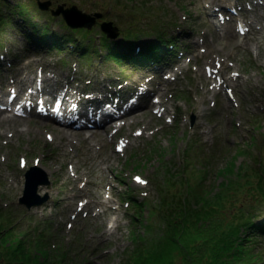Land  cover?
Masks as SVG:
<instances>
[{
    "label": "rangeland",
    "instance_id": "374dc122",
    "mask_svg": "<svg viewBox=\"0 0 264 264\" xmlns=\"http://www.w3.org/2000/svg\"><path fill=\"white\" fill-rule=\"evenodd\" d=\"M4 1L6 3H3L4 7L0 9V14H10L11 18L9 27L0 36V80L4 87L8 86L5 83H9L19 73L30 74L37 78L38 71L45 66L52 67L50 68L53 70L52 76L59 77L65 82L68 80L75 82L72 76H78L75 85L79 84L78 87L85 91L90 89L105 91L99 97L110 98V92H114V89L119 90L123 95L131 93L134 91L132 82L148 73L126 71L111 63L106 64L100 59L101 56L106 55V51L100 47L99 39L102 33L100 24L103 22H112L114 26L120 28L127 27L133 31L144 32L142 38L133 42L135 47L157 41L162 32L164 40L172 39L178 46L181 53L180 59L183 54V61L180 63L182 71L177 76L178 79L170 83L164 97L168 110L167 116L175 115L173 123L166 122L167 116L160 119L153 115L149 106L142 107L137 119L129 118L130 122L137 124L131 128L124 127L120 136L127 138L128 133L136 135L140 130L143 131V135L140 138L133 137L136 141H132L131 147L122 155L114 152L116 142H111V138L107 135L104 156L106 158L110 156L113 161L110 167L107 164H102L100 167L107 171L108 178L113 181V195L110 205L95 206L92 209V216L86 217L83 214L75 218L73 216L75 214H72L75 209H80L81 205L75 203V200L68 199L76 190L82 188L83 184L69 176V172H73L71 168L73 164L69 157L62 156L63 152L58 147L59 140L50 142L46 139V134L52 135L57 132L44 131V128L40 126L34 127L35 114L27 116L34 119L30 123L34 128L31 133L14 137L11 143H4L6 140L1 135L4 128H0L2 148L0 161L2 162L3 158L6 159L5 164H0V217L12 222L21 220L24 229L31 228L32 231L33 226L39 222H50L58 238L70 242L68 244L73 246L71 256L76 255L75 259L88 260L96 264H126L131 253L138 247V243L133 241L132 234L147 238L144 228L145 225L149 226L147 217L153 214L152 210L160 208L163 203V193H166L168 197V191L172 186L176 187V182L180 181V178L187 175L194 185L201 180L206 185H218L225 179L231 181V177L221 176V172H260L264 182V57L259 55L260 50L264 53V44L250 41L249 45L238 47L234 51L235 56L228 58V55L233 53V49L225 48L222 41L218 39L219 32L215 34L217 28L213 22L217 19L214 17L212 23L207 21L210 9L205 6L206 1L205 3L201 0ZM38 1H50L51 6L48 11L56 10L60 5H66V7L76 6L87 14L101 13L102 18L90 30L92 31L88 35L90 40L82 38L84 43L89 42L95 45V51L100 50V58L93 55L91 62L84 67L80 58L58 53L48 54L45 52L48 49L38 45L36 41L28 40L29 34L34 35L31 24H35L38 28L48 27L45 25L49 24L52 33L58 37L73 36L77 40V36H81V34L70 32L63 25L60 17L55 19L57 22L47 21L48 14L38 13L33 9L35 5L38 7ZM226 1L240 8L244 0ZM19 3L29 7L26 17L16 12L21 11L19 8L22 6H17ZM224 5L226 11L231 7L228 3ZM253 16L252 13L250 17ZM230 23L233 27L236 26V21L233 20ZM0 25L4 28L7 26L4 23ZM253 34L256 35L255 31ZM253 34L249 38L253 37ZM203 42L212 47L217 44L215 48L219 52L213 51L203 56L200 53L201 48H205ZM255 44H258V49ZM217 53L222 60H227V68L224 70L227 76L233 74L234 64L236 68L233 70L241 75L233 86L236 99L232 101L234 106L231 111L225 108L223 95H217L214 98L208 91L210 80L204 73V67L205 64L211 63L214 68ZM30 62H37L40 65L34 64L29 67ZM177 68L178 66H175L174 69ZM174 69L170 76H174ZM200 69L202 72H199ZM156 70L159 71L158 68ZM153 75L155 74H151ZM160 76H164V69ZM228 86L231 87V85ZM76 95L81 98L80 102L90 97L89 94L84 96L79 94V91ZM212 98L216 99L217 108L213 107ZM144 103L145 100H143ZM201 110L204 111L202 115L199 114ZM146 124H150L149 129H145ZM24 125L16 128L20 130ZM200 126L204 127L203 130ZM196 145L206 149L205 151L210 152L211 156H199L194 150ZM53 150L56 151L55 154ZM77 153L78 161L82 166L81 172H87L88 164L84 165L87 161L85 150L80 147ZM186 155L187 163L195 158L201 170L186 172L189 169V164L186 163V170L183 172ZM49 156L58 158V160H51L53 171L45 167L49 164ZM25 157L27 165L23 164L20 167V160ZM41 158L45 160L39 165L37 161ZM226 165V169L220 170ZM32 167H36L37 172H42L38 173L34 181L43 180V174H45L50 184L39 186L35 194L37 199L47 198V202L39 208L27 210L19 204V200L23 197L26 172ZM97 172L90 173L87 177L96 178ZM140 176L143 178L142 184L138 185L135 180L140 179ZM13 177H16L18 181L19 186L16 189H10L8 186L12 183ZM165 182H169V185L161 187ZM98 184L89 188L90 191L97 193ZM52 187L53 190H51ZM66 192L71 194L67 195ZM107 195L105 193L104 200ZM88 201L90 198L84 196L79 203ZM132 201L141 203L139 205L143 207L142 213ZM106 209H111L110 213L93 217ZM77 240L79 242L76 244ZM257 249L264 254L263 243H260Z\"/></svg>",
    "mask_w": 264,
    "mask_h": 264
},
{
    "label": "trees",
    "instance_id": "16d2710c",
    "mask_svg": "<svg viewBox=\"0 0 264 264\" xmlns=\"http://www.w3.org/2000/svg\"><path fill=\"white\" fill-rule=\"evenodd\" d=\"M19 9L25 16L29 11L24 5ZM48 31H35L38 45L47 48L51 45V50L65 52L69 50V42L77 43L69 37L49 38ZM139 36L126 33L120 43L101 35V46L107 51L105 59L131 66L162 62L165 53L158 45L134 53L132 42ZM94 51L95 46L89 45L79 48L78 55L89 60ZM221 174L224 177L234 175V180L225 179L218 185H206L201 180L194 185L186 179L181 181L182 188L172 186L168 197L163 193V203L151 211L154 218L144 227L147 238L134 234L138 247L127 264H262L264 254L257 249L260 243L264 244V182L261 174ZM0 218V264H92L88 260L75 259L76 255L72 257L70 247L52 239L47 224L39 223L40 229L33 232L31 228L24 229L22 221L12 223Z\"/></svg>",
    "mask_w": 264,
    "mask_h": 264
},
{
    "label": "bare ground",
    "instance_id": "6f19581e",
    "mask_svg": "<svg viewBox=\"0 0 264 264\" xmlns=\"http://www.w3.org/2000/svg\"><path fill=\"white\" fill-rule=\"evenodd\" d=\"M206 1L205 6L210 9L207 15V21H212V16L217 14V10L223 7V5H218V3L221 0H201ZM262 4L257 3L256 5V13L252 18H248L247 20H241V24L246 22V26L249 28L250 31H256L257 35L253 34L252 38H247L245 36L244 40H240L241 36L239 33L236 32L235 27H233L230 23L226 28H221L222 32L220 33L218 27L215 29V34L218 33V39L222 41L225 48L229 47L233 49V53L228 55L229 58L235 56L234 51L237 50L238 47L242 45L249 44L250 41H254L258 44L263 43L264 44V28H259L257 25L254 26L255 22H259L264 19V15L259 14L258 11L263 10L264 11V0H257ZM255 1V2H257ZM250 1H242V5L244 7H247ZM244 12V11H243ZM216 23V20H214ZM214 23V22H213ZM239 25L240 29L244 28V25ZM222 34V35H220ZM246 39V40H245ZM240 41H244L241 43ZM204 43V42H203ZM198 44V43H197ZM258 44L257 48H258ZM199 45V44H198ZM217 44L215 45V47ZM204 47L206 51H201L202 55L205 56L206 54H210L213 51L219 52V50L215 47H212L210 44L204 43ZM218 54V56H217ZM215 54L216 57L221 58L220 54ZM259 55L261 57H264V53L260 50ZM217 60H215L216 62ZM40 65V63L37 62H30L29 67L32 65ZM211 66V64H208ZM216 68V66H214ZM25 68V67H23ZM221 68H227L224 66V64L221 65ZM180 70H177L179 72ZM199 72H202L200 69ZM71 77V76H70ZM73 80H78V76H72ZM172 77H160L159 75L153 76L151 79H149L147 74H144L142 78L136 79V81L132 82L131 86H134V91H136L139 87H145L146 89H150V87H153L151 90L153 93H157V96L159 97L160 102L157 103L156 100L152 102L153 100L149 99L151 96V93L143 92L139 98L136 100L144 99L145 103L148 102V100L151 102L150 106L153 108V110H156L159 108L161 110V107H163L166 104V101L164 100L165 93L171 83ZM69 81V80H68ZM216 81V80H215ZM214 80L212 83L215 82ZM238 80H234V78L226 79V82L231 84L235 83ZM5 85H8V90L5 91L3 89L4 85L2 84V80H0V128H4L2 131V138L6 140L4 142L5 144L11 143L14 139V137H19L23 134H30L32 129L31 127V121L34 119H30L26 117V114L28 111H33L32 109L37 107L38 104L42 105L44 107V110H46L45 113H38L36 114V122L34 124V127H43L44 131H54L57 133L52 134V139L55 141V139L59 140V148L63 152L62 156H67L70 158L72 164H73V174H69L66 170H63V172H67L69 176L71 177L73 175V179L76 182L83 183L82 188L79 190H76L73 195L69 197L68 200L72 201L75 200V203H78L79 200L82 197H89L90 203L84 208L81 209L78 212V215L85 214L86 217L92 216V209L97 205H102L103 207H107L108 204H110L109 197H107V200H104L105 193L112 195L113 194V181L110 180L109 175H107V171L103 170L100 166L102 164H107L110 167V163L113 161L110 159V156L106 158L104 156L105 150H106V133L114 128V126L119 122H122V120L127 119L126 123L121 125L120 128L122 129L126 125L128 127H132L136 125V122L130 123L129 118L131 119H137L141 107L137 108L139 105L137 103H128L130 100L129 95H124L121 97V99L118 101V104H114L113 107L109 108V110L101 113L99 116H95L94 114H91L90 118L85 117V120L78 119L76 117V114L74 113L75 109V101L73 98H68V95L71 94V90L73 86L75 85L74 82H69L66 86L64 83H61V80L54 81L53 79L49 78L48 76H45V78L35 79L27 74H21L19 73L15 78L9 83H5ZM12 86V87H10ZM28 86H34V91L31 93V100H29L27 97L23 98L19 102H15L19 95L21 96L22 92L25 90ZM67 87V91H63L59 97L55 98L56 92H59L62 90V88ZM11 88V91L9 89ZM131 87V88H132ZM214 93H217L218 86H215V88L211 89ZM133 91H131L132 93ZM45 93L49 95V98L44 97ZM64 95V96H63ZM216 95V94H215ZM73 97V96H72ZM226 98V96H225ZM39 99H41L39 101ZM54 108H52V113L49 112V108L52 107L53 103ZM70 107H69V105ZM99 104H104L103 101H99ZM232 101L225 99V108L227 110L233 109ZM166 112V110H165ZM204 113L203 110L200 111V115ZM43 122L41 123V121ZM227 122V121H226ZM225 122V123H226ZM25 124L22 126V129H17L16 127L19 125ZM118 125H116L117 127ZM203 130V126H200ZM150 124L145 125V129H149ZM42 129V128H41ZM39 129V130H41ZM51 129V130H48ZM42 131V130H41ZM118 132V131H117ZM116 132V133H117ZM1 133V132H0ZM115 133V134H116ZM118 135V133L116 134ZM142 136V135H141ZM139 136V137H141ZM128 139H130V142H135L136 139L133 138V135L131 133L127 134ZM127 144H121L123 152H125L129 147H131V143ZM4 144V145H5ZM104 144V145H103ZM82 147L83 150H85V153L87 154V161L84 163L88 164L86 167L87 172H81L82 166L80 165L78 161V153L77 151L79 148ZM1 146H0V153H1ZM56 153V151H55ZM112 157V156H111ZM52 156H49V164L45 165L46 169L49 171H53V165L51 160H58V158H52ZM45 159L41 158L39 165H41V161L43 162ZM6 159L3 158L2 162L0 161V164H5ZM51 161V162H50ZM77 162V163H76ZM108 167V169H109ZM95 171H98L96 174V178H90L87 177L88 174L94 173ZM5 181V179H4ZM97 185L99 188V191L97 193H93L90 191L89 188H93L94 185ZM10 189H16L18 188V181L16 177H13V181L11 184L8 185ZM76 186V185H75ZM85 187V188H84ZM84 188V189H83ZM54 188L52 187L51 190ZM73 193V192H72ZM67 195H70L71 192H66ZM92 203V205H90ZM69 204V203H68ZM90 205V206H89ZM111 209H106L102 214H96L93 217H100V215L108 214L110 213ZM76 212V210H74ZM72 212V213H74ZM112 213V212H111ZM106 234V232H105ZM108 234V232H107ZM104 235V234H103Z\"/></svg>",
    "mask_w": 264,
    "mask_h": 264
},
{
    "label": "water",
    "instance_id": "95a60500",
    "mask_svg": "<svg viewBox=\"0 0 264 264\" xmlns=\"http://www.w3.org/2000/svg\"><path fill=\"white\" fill-rule=\"evenodd\" d=\"M51 5L50 2L41 3L40 7L42 10H47ZM55 16L63 15L68 25L71 28H88L91 29L96 23L97 18H100V14H96L94 17L91 15H86L79 11L77 8L73 7L70 9H64L63 6L59 7L56 12L53 13ZM102 30L107 33L111 38H116L118 35V30L112 27L111 23L103 24ZM37 184H33L29 179L27 184L26 197L21 200L22 204H25L27 208H32L33 206L41 205L40 202H33L29 198L30 192H34L37 189Z\"/></svg>",
    "mask_w": 264,
    "mask_h": 264
}]
</instances>
